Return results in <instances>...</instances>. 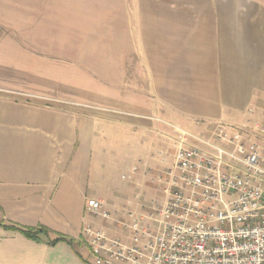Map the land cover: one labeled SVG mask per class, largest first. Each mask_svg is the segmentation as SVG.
<instances>
[{"label": "crops", "instance_id": "obj_1", "mask_svg": "<svg viewBox=\"0 0 264 264\" xmlns=\"http://www.w3.org/2000/svg\"><path fill=\"white\" fill-rule=\"evenodd\" d=\"M255 125L264 1L0 0V264H92L88 227L142 247L188 135Z\"/></svg>", "mask_w": 264, "mask_h": 264}, {"label": "built area", "instance_id": "obj_2", "mask_svg": "<svg viewBox=\"0 0 264 264\" xmlns=\"http://www.w3.org/2000/svg\"><path fill=\"white\" fill-rule=\"evenodd\" d=\"M161 182L160 231L137 247L88 227L92 264H264V145L254 135L226 126L211 139L188 135ZM87 211L109 218L94 200Z\"/></svg>", "mask_w": 264, "mask_h": 264}, {"label": "trees", "instance_id": "obj_3", "mask_svg": "<svg viewBox=\"0 0 264 264\" xmlns=\"http://www.w3.org/2000/svg\"><path fill=\"white\" fill-rule=\"evenodd\" d=\"M11 229L17 230L19 232H21L23 235H25L27 238L32 239V240H38V235L46 232V230L44 229H23V228H18V227H10ZM60 241H64V242H68L65 238H60L59 241L54 242L53 244L60 242Z\"/></svg>", "mask_w": 264, "mask_h": 264}, {"label": "rangeland", "instance_id": "obj_4", "mask_svg": "<svg viewBox=\"0 0 264 264\" xmlns=\"http://www.w3.org/2000/svg\"><path fill=\"white\" fill-rule=\"evenodd\" d=\"M259 1H264V0H259Z\"/></svg>", "mask_w": 264, "mask_h": 264}]
</instances>
